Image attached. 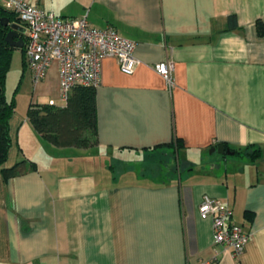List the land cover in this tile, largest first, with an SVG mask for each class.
Masks as SVG:
<instances>
[{"label": "crops", "instance_id": "1", "mask_svg": "<svg viewBox=\"0 0 264 264\" xmlns=\"http://www.w3.org/2000/svg\"><path fill=\"white\" fill-rule=\"evenodd\" d=\"M26 1L62 18L86 14L136 43L132 73L115 56L100 59L98 149L138 153L180 139L193 166L164 181L114 176L92 149L49 144L26 107L15 109L3 166L21 157L36 166L0 177V264H264V0ZM162 62L172 83L154 69ZM59 86L53 61L37 87L49 101ZM218 145L245 153L207 159ZM205 195L227 202L229 221L249 233L239 257L200 218Z\"/></svg>", "mask_w": 264, "mask_h": 264}, {"label": "built area", "instance_id": "2", "mask_svg": "<svg viewBox=\"0 0 264 264\" xmlns=\"http://www.w3.org/2000/svg\"><path fill=\"white\" fill-rule=\"evenodd\" d=\"M0 3L12 11L18 19L16 23L25 27L24 64L33 85L43 80L53 61L57 62L62 103L68 100L76 85L96 87L99 84L102 57L115 56L120 69L128 74L139 64L133 54L136 45L133 40L119 35L112 27L91 25L86 14L62 18L26 0H0ZM154 69L172 83V63H157ZM47 104L56 105L52 99ZM198 213L202 219L211 218L215 243L228 246L232 256L239 257L249 233L241 225L229 221L228 203L205 195Z\"/></svg>", "mask_w": 264, "mask_h": 264}, {"label": "trees", "instance_id": "3", "mask_svg": "<svg viewBox=\"0 0 264 264\" xmlns=\"http://www.w3.org/2000/svg\"><path fill=\"white\" fill-rule=\"evenodd\" d=\"M4 18H7L9 23L18 21L12 11L0 3V177L7 180L27 170L35 169L36 165L35 162L21 157L11 166H3L11 146L9 119L15 110L14 98L8 100L5 93L6 76L14 48L5 41L9 26L3 25L1 20ZM229 19L230 23L236 26L235 16L231 15ZM257 29L260 33H264L262 22L257 21ZM22 37L25 39L24 35ZM21 50L24 51V47ZM26 116L33 129L49 144L61 148H89V138L96 134L95 87L76 85L71 90L68 100L60 105L52 106L32 102L28 106ZM181 142L180 139H174L170 143L158 144L153 148L171 146L174 143L180 146ZM230 150L235 154L239 152L235 148H230ZM253 153L256 157L260 155L258 149ZM142 174L146 175L145 172Z\"/></svg>", "mask_w": 264, "mask_h": 264}, {"label": "rangeland", "instance_id": "4", "mask_svg": "<svg viewBox=\"0 0 264 264\" xmlns=\"http://www.w3.org/2000/svg\"><path fill=\"white\" fill-rule=\"evenodd\" d=\"M12 63V67L9 68L6 76L5 93L8 100L14 98L16 112L22 111L23 107L28 108L29 104L32 102L40 104L48 103L49 96L46 93L40 92L37 87L38 84L33 85L29 71L24 70L23 72L19 51H16L13 55ZM15 64H17V66ZM54 100L57 104H60V98L54 97ZM26 108L25 110L27 112ZM89 145V149L93 150V152L91 150V154L98 156L97 161H100L98 168H102L104 171L110 169L114 176L131 174L142 178V172H145L146 175H152L154 179L158 181H164L181 171H183L182 174L185 175V171L193 166L192 160H184V157L180 153V146L176 143L171 146L141 150L138 153L125 152L120 154H112L111 152L98 149L93 136L89 138ZM74 149L73 151H75V153L79 152V150H77L78 148L74 147ZM251 152L252 150H248L247 153ZM242 153H245V151H239L236 154L241 155ZM206 157L207 159L215 161L220 159L221 155L217 152H213L210 155H206ZM227 157L235 156L228 155ZM65 170L67 171V169Z\"/></svg>", "mask_w": 264, "mask_h": 264}, {"label": "water", "instance_id": "5", "mask_svg": "<svg viewBox=\"0 0 264 264\" xmlns=\"http://www.w3.org/2000/svg\"><path fill=\"white\" fill-rule=\"evenodd\" d=\"M3 25H8L9 30L5 35V41L13 48L22 49L24 46V38L22 35L25 33V27L16 23H9L7 18L1 20ZM216 151L220 154H232L233 152L228 148L224 147V145H218L217 147H212L209 149V153Z\"/></svg>", "mask_w": 264, "mask_h": 264}]
</instances>
